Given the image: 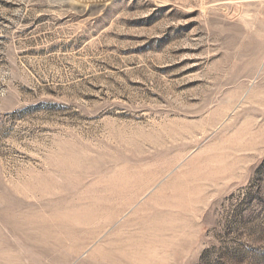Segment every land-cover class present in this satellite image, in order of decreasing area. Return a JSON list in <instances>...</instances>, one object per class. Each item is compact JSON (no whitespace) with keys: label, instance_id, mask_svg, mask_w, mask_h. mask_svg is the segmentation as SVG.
I'll return each instance as SVG.
<instances>
[{"label":"rangeland","instance_id":"374dc122","mask_svg":"<svg viewBox=\"0 0 264 264\" xmlns=\"http://www.w3.org/2000/svg\"><path fill=\"white\" fill-rule=\"evenodd\" d=\"M0 264H264V0H0Z\"/></svg>","mask_w":264,"mask_h":264}]
</instances>
